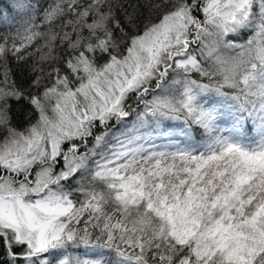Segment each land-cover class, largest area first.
I'll use <instances>...</instances> for the list:
<instances>
[{
    "label": "snow or ice",
    "instance_id": "snow-or-ice-1",
    "mask_svg": "<svg viewBox=\"0 0 264 264\" xmlns=\"http://www.w3.org/2000/svg\"><path fill=\"white\" fill-rule=\"evenodd\" d=\"M128 7L0 10L27 17L0 37V264H264V0ZM40 39L63 68L25 88L7 58Z\"/></svg>",
    "mask_w": 264,
    "mask_h": 264
},
{
    "label": "trees",
    "instance_id": "trees-1",
    "mask_svg": "<svg viewBox=\"0 0 264 264\" xmlns=\"http://www.w3.org/2000/svg\"><path fill=\"white\" fill-rule=\"evenodd\" d=\"M30 2L33 5L39 6V5H45L47 3H51V0H30ZM123 2L129 12H131L133 9L131 7H128V5H139L138 12L141 14V17H140L141 20L147 21L149 18L155 17V13L150 12L149 9L147 8V4L150 2V0H123ZM11 3H13V0H0V10H3L5 5H9ZM121 15H122V12H121ZM13 16H15V19H12ZM26 18L27 17L23 13L13 12L9 14V19L7 21L0 19V37L14 35L16 30L20 28V26L22 25L23 21ZM41 30L46 31L47 29L44 28ZM56 30H59V29H56ZM43 44H44L43 39H40L37 42H35L34 45L29 49V51H31L33 55L28 57L27 60L25 61H17L11 55L8 56L7 61H8V68L11 71V78L15 80L18 85H21L27 88L34 77L43 76L44 73H48L52 71V68L55 66V64H57V63L53 64L50 61L46 63L40 61L39 57L41 53L36 52V48L41 47ZM43 51H47V49H43ZM55 54L57 56L66 55L65 51L59 47L56 49ZM41 68H43L44 70L43 72L40 71ZM204 82H207V81L205 80ZM43 84H44V81H42V85ZM225 91H230V90L225 89ZM215 99H220V98L215 97ZM133 102H134L133 103L134 107L139 108V106L141 105V104L138 105L135 100H133ZM138 108L136 109V112L138 111ZM15 111L17 112V121L19 122L22 119V117L18 114L19 113L18 109H15ZM25 111H27V109H25ZM135 118L136 117L131 118L130 122L134 123L136 120ZM225 119L230 120V117H227V118L221 117V120H220L221 126H226ZM177 121H182V119L177 120ZM166 123L176 127L175 124L177 122L166 121ZM248 131L249 130H247V133ZM254 135L255 133L252 134V136ZM199 139L201 140V142H203L204 137H199ZM69 248L78 252L79 255H84L88 257L97 256L98 258V256L101 253H103L105 257L109 258L107 251L103 249L85 247L83 245L79 247L71 246ZM1 255L2 253H0V259H2Z\"/></svg>",
    "mask_w": 264,
    "mask_h": 264
},
{
    "label": "rangeland",
    "instance_id": "rangeland-1",
    "mask_svg": "<svg viewBox=\"0 0 264 264\" xmlns=\"http://www.w3.org/2000/svg\"><path fill=\"white\" fill-rule=\"evenodd\" d=\"M46 63V62H45ZM57 64H55V66L56 67H61V68H63V66H62V64L58 61V62H56ZM54 66V67H55ZM51 72V71H50ZM46 76H47V73H44V75H43V77H45V79L43 80L44 81V83H48V81H47V79H46ZM128 103L131 105V108H132V110H133V114L128 118V120L126 121V124L130 127L133 123H131L130 121H131V118H133V117H136V115H135V113H136V109L138 108V107H134L133 106V99H130L129 101H128ZM143 110V105L141 104L140 106H139V108H138V111L137 112H140V111H142ZM136 119V118H135ZM134 120V119H133ZM169 121H171V122H177L176 124H175V126L177 127V128H179V127H181L182 126V121H177V120H169ZM245 124H249V125H252V123H251V121L250 120H248V121H246L245 122ZM226 126H228V125H226ZM64 255H68V256H70V257H80L81 259H84V258H97V256H92V257H88V256H84V255H79V253L78 252H76L75 250H73V249H71V248H68L67 249V251L66 252H64L63 253ZM1 257H2V255H1ZM3 258V257H2ZM104 258L105 259H108L107 257H105L104 256Z\"/></svg>",
    "mask_w": 264,
    "mask_h": 264
}]
</instances>
